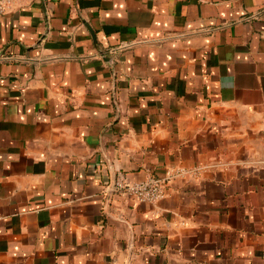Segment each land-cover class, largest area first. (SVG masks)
Wrapping results in <instances>:
<instances>
[{
    "label": "crops",
    "instance_id": "1",
    "mask_svg": "<svg viewBox=\"0 0 264 264\" xmlns=\"http://www.w3.org/2000/svg\"><path fill=\"white\" fill-rule=\"evenodd\" d=\"M0 264H264V0L0 15Z\"/></svg>",
    "mask_w": 264,
    "mask_h": 264
},
{
    "label": "built area",
    "instance_id": "2",
    "mask_svg": "<svg viewBox=\"0 0 264 264\" xmlns=\"http://www.w3.org/2000/svg\"><path fill=\"white\" fill-rule=\"evenodd\" d=\"M33 1L35 0H0V15H4L21 3H31ZM200 170V167L193 169L171 168L162 176H150L141 181L133 182L120 173L112 184V191L132 198L138 203L154 204L164 198L167 186L175 179L194 177Z\"/></svg>",
    "mask_w": 264,
    "mask_h": 264
}]
</instances>
